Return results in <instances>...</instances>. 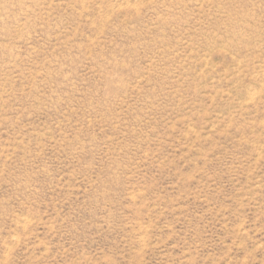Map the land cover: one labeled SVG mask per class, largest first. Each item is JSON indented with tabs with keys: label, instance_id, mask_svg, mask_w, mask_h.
<instances>
[{
	"label": "rangeland",
	"instance_id": "rangeland-1",
	"mask_svg": "<svg viewBox=\"0 0 264 264\" xmlns=\"http://www.w3.org/2000/svg\"><path fill=\"white\" fill-rule=\"evenodd\" d=\"M0 264H264V0H0Z\"/></svg>",
	"mask_w": 264,
	"mask_h": 264
}]
</instances>
